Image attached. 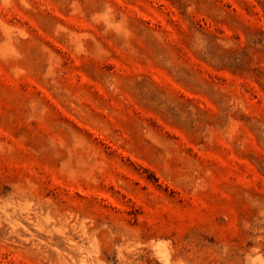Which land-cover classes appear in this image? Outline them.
<instances>
[{
  "label": "rangeland",
  "instance_id": "374dc122",
  "mask_svg": "<svg viewBox=\"0 0 264 264\" xmlns=\"http://www.w3.org/2000/svg\"><path fill=\"white\" fill-rule=\"evenodd\" d=\"M0 264H264V0H0Z\"/></svg>",
  "mask_w": 264,
  "mask_h": 264
}]
</instances>
